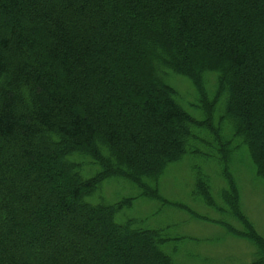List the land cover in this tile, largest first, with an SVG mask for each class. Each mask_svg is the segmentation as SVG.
I'll list each match as a JSON object with an SVG mask.
<instances>
[{"label":"trees","instance_id":"1","mask_svg":"<svg viewBox=\"0 0 264 264\" xmlns=\"http://www.w3.org/2000/svg\"><path fill=\"white\" fill-rule=\"evenodd\" d=\"M239 153L264 184V0H0V264H173L161 247L184 238L115 216L137 198L164 205L160 179L185 159L203 162L193 195L263 264ZM111 179L138 195L92 204Z\"/></svg>","mask_w":264,"mask_h":264},{"label":"rangeland","instance_id":"2","mask_svg":"<svg viewBox=\"0 0 264 264\" xmlns=\"http://www.w3.org/2000/svg\"><path fill=\"white\" fill-rule=\"evenodd\" d=\"M205 79L207 92L211 96L214 92V75L208 74ZM177 91L183 100V109L197 118L196 113L189 107L194 95L190 84L187 81L179 82ZM225 133L228 134L227 128ZM190 160L185 159L170 166L160 179L159 194L165 201L164 205L157 201L137 198L132 207L116 214L115 222L122 224L129 219L136 220L142 222L146 229L165 230L170 238H184L181 242L161 247L162 253L170 256L173 264H253L258 257L257 247L247 239L230 233L231 228L241 232V225L227 213L222 215L218 208L205 206L193 195V172L190 166H201L203 162L198 159ZM235 161L233 174L239 189L241 209L255 233L264 240V184L255 178L243 153L237 154ZM97 170L98 168L95 171ZM204 172L211 174H207L211 183L212 177H217L215 165L205 164ZM217 180L220 178L214 180L219 187L214 186L213 181L212 186L215 189L211 190V193L219 204V201L222 202L219 196L222 181ZM98 195V200L91 198L92 204L113 205L122 199L136 197L138 191L124 181L111 179L103 184ZM219 207L223 209L224 205ZM221 223L231 228H224ZM127 243L136 242L135 239L129 238Z\"/></svg>","mask_w":264,"mask_h":264}]
</instances>
